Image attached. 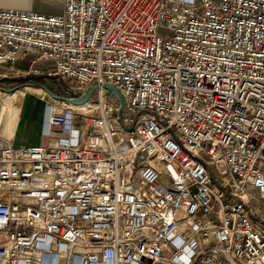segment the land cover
<instances>
[{"label":"built area","instance_id":"1","mask_svg":"<svg viewBox=\"0 0 264 264\" xmlns=\"http://www.w3.org/2000/svg\"><path fill=\"white\" fill-rule=\"evenodd\" d=\"M31 54L67 99L0 132V264H264V0L0 9V82Z\"/></svg>","mask_w":264,"mask_h":264},{"label":"crops","instance_id":"2","mask_svg":"<svg viewBox=\"0 0 264 264\" xmlns=\"http://www.w3.org/2000/svg\"><path fill=\"white\" fill-rule=\"evenodd\" d=\"M0 9H13L20 11H29L34 13L42 14H55L59 15L64 9V0H0ZM27 57L18 60L14 65H12L10 71L8 72L9 78L4 80L3 83L7 81H13L11 85H19V74L24 75L31 67L30 61H26ZM37 94L41 98V91L32 92L29 95L36 97ZM23 99L28 95L22 94ZM37 98V97H36ZM37 98L34 101L41 102V99ZM3 103L0 112V132L3 136L10 138L13 146H27V145H53L55 139L45 137L40 133L35 131V121L36 115L32 109L25 116V126L23 133L19 135V126L23 118V100L22 105L17 104L16 94L4 95L2 97ZM17 105V106H16ZM29 114V115H28ZM42 129V126H41ZM262 206V205H261ZM263 213L262 218L264 219V207L261 210Z\"/></svg>","mask_w":264,"mask_h":264},{"label":"rangeland","instance_id":"3","mask_svg":"<svg viewBox=\"0 0 264 264\" xmlns=\"http://www.w3.org/2000/svg\"><path fill=\"white\" fill-rule=\"evenodd\" d=\"M33 59V54L28 55L26 61H30ZM37 66L41 67L42 69L46 70L48 68V63H41L37 62ZM4 72L3 70H0V73ZM13 81H7L5 83L0 82V89L1 93L5 95L10 94H16L17 96V104L22 105L23 100V118L22 122L19 126V135L23 133V129L25 126V116L27 113L30 112L31 106H33L34 99L40 98L39 95L34 94L36 97L29 95L32 92L41 91V97L45 99V101H51L56 102L57 100L62 101L67 99V95L62 92V89L56 84L55 79L50 76H46L45 74H42L38 77H30V76H24L22 74H19V85H11ZM73 83L69 81H65V83L62 85L63 88L65 87H72ZM22 94H28L25 99H23ZM4 96V95H3ZM107 99L110 102H113L116 106H119V102L117 98L109 92L107 94ZM90 103L96 102V96L93 92L88 100ZM17 106V105H16ZM56 109L59 110V108L56 107ZM44 113V105L43 102H38L34 106V114L36 115V121H35V131L36 133H40L41 126H42V118ZM29 115V114H28ZM78 118H81V113H78Z\"/></svg>","mask_w":264,"mask_h":264},{"label":"water","instance_id":"4","mask_svg":"<svg viewBox=\"0 0 264 264\" xmlns=\"http://www.w3.org/2000/svg\"><path fill=\"white\" fill-rule=\"evenodd\" d=\"M105 88H106L109 92H111V93L117 98V100H118V102H119V110H118V112H117V115L120 116L121 111H122L123 106H124V101H123L121 95H120V94H119L114 88H112V87H110V86H105ZM94 89H95L94 87L90 88V89L86 92V94L83 96L82 99H78V100H75V99H74V100H70V102L73 103V104H83V103L87 102V101L89 100L91 94L93 93ZM209 253H212V254H219V252H218L217 250H215V249L210 250ZM222 255H223V258H224L229 264H236V263L230 258V256H229L228 253H223Z\"/></svg>","mask_w":264,"mask_h":264},{"label":"bare ground","instance_id":"5","mask_svg":"<svg viewBox=\"0 0 264 264\" xmlns=\"http://www.w3.org/2000/svg\"><path fill=\"white\" fill-rule=\"evenodd\" d=\"M38 101H36V102L33 101V103H32L33 104V108H32L33 110H34V106L38 103ZM79 107H80L79 109H86L87 108V106H85L84 104L80 105ZM55 111H58L59 112L60 109L58 110V109L55 108Z\"/></svg>","mask_w":264,"mask_h":264}]
</instances>
